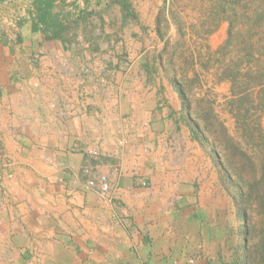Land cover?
<instances>
[{"label":"crops","instance_id":"0c3cea01","mask_svg":"<svg viewBox=\"0 0 264 264\" xmlns=\"http://www.w3.org/2000/svg\"><path fill=\"white\" fill-rule=\"evenodd\" d=\"M91 17L96 40L83 14L69 39L0 24V264H237L233 203L156 51L131 37L141 16Z\"/></svg>","mask_w":264,"mask_h":264},{"label":"rangeland","instance_id":"374dc122","mask_svg":"<svg viewBox=\"0 0 264 264\" xmlns=\"http://www.w3.org/2000/svg\"><path fill=\"white\" fill-rule=\"evenodd\" d=\"M67 1L60 10L74 16L76 8ZM150 1L90 0L82 9V33L96 40L91 15H108L113 4L131 20L141 16L144 29L131 37L156 51L161 75L179 94L190 129L233 203L236 263L249 254L252 264H264V0ZM26 5V0L0 2V24L28 21ZM79 26L77 21L63 36L69 39ZM98 39L108 46L125 41L110 34ZM243 207L253 215L247 250Z\"/></svg>","mask_w":264,"mask_h":264},{"label":"trees","instance_id":"16d2710c","mask_svg":"<svg viewBox=\"0 0 264 264\" xmlns=\"http://www.w3.org/2000/svg\"><path fill=\"white\" fill-rule=\"evenodd\" d=\"M8 0H0V2H4ZM26 12L28 13L31 26L33 30H40L45 38H61L64 32L70 27L69 17L72 18L71 13L64 14L61 12L60 8H62L65 4H68L67 0H26ZM90 0H83L84 7L89 4ZM73 7L76 8L75 15H80L83 12V8L78 4V0H72L70 2ZM59 8V9H58ZM57 9V10H56ZM181 95V94H180ZM192 134L196 139V134L194 133L193 128ZM242 216L245 222V249L248 247L247 240L250 234L249 225L253 220V215L251 210L247 207H243ZM247 250V249H246ZM248 252V251H246ZM249 253V252H248ZM243 264H252L249 259V254L244 259Z\"/></svg>","mask_w":264,"mask_h":264},{"label":"built area","instance_id":"2783aa9c","mask_svg":"<svg viewBox=\"0 0 264 264\" xmlns=\"http://www.w3.org/2000/svg\"><path fill=\"white\" fill-rule=\"evenodd\" d=\"M90 185H93V182L90 181L89 182ZM99 193L102 195V196H106V194L108 193L109 191V184L106 180V178L104 176H101L100 179H99Z\"/></svg>","mask_w":264,"mask_h":264}]
</instances>
